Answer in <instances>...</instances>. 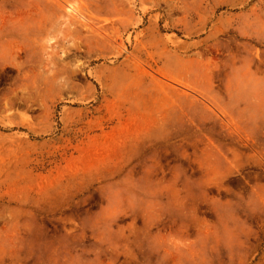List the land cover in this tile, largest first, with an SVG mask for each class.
<instances>
[{
	"label": "rangeland",
	"instance_id": "374dc122",
	"mask_svg": "<svg viewBox=\"0 0 264 264\" xmlns=\"http://www.w3.org/2000/svg\"><path fill=\"white\" fill-rule=\"evenodd\" d=\"M0 264H264V0H0Z\"/></svg>",
	"mask_w": 264,
	"mask_h": 264
},
{
	"label": "bare ground",
	"instance_id": "6f19581e",
	"mask_svg": "<svg viewBox=\"0 0 264 264\" xmlns=\"http://www.w3.org/2000/svg\"><path fill=\"white\" fill-rule=\"evenodd\" d=\"M71 9V8H70Z\"/></svg>",
	"mask_w": 264,
	"mask_h": 264
}]
</instances>
